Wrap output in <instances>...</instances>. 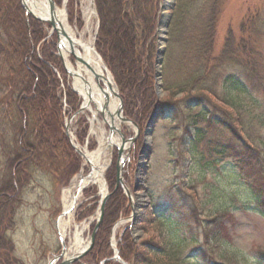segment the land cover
<instances>
[{"label": "rangeland", "instance_id": "rangeland-1", "mask_svg": "<svg viewBox=\"0 0 264 264\" xmlns=\"http://www.w3.org/2000/svg\"><path fill=\"white\" fill-rule=\"evenodd\" d=\"M13 2L19 6L27 25L30 24L28 21L32 18L25 15L20 0ZM53 2L55 12H64L66 24L74 32L76 39L90 42L94 52L98 54L95 41L99 19L95 1ZM149 2L148 12L155 7L154 13L157 15L150 64L152 91L159 105L150 108L142 118H128L114 78L101 60L113 80L115 92L122 101L123 118L134 122L140 132L134 144L130 146L125 143L123 152V179L129 190V200L121 188L115 189V165L117 148L122 138L125 141L131 140L135 136V129L115 119V127L122 138L116 133L113 134L111 138L114 144L104 150L107 168L103 181L106 191L111 194L104 210L107 219L100 234L97 231L99 236L96 243L94 241V253L89 256L90 251L76 264H106L105 260L120 264L112 260L114 251L125 264H151L148 245L151 241L161 243V234H167L182 247V254L187 258L186 264H264L259 256L264 252V200L257 196L260 191L264 193V171L262 174L252 175L246 170H240L229 154L222 153V148L228 149L234 143L229 134L231 129L237 131L239 140L254 151L257 160L264 167V0H219L220 14L214 31L210 59L219 57L226 48L235 62L219 68L212 91L198 92L192 89L189 93L178 94L167 93L162 88L163 80L172 82L181 76L177 72V60L164 64L168 30L178 0ZM14 8L9 6V2L5 6L7 11L10 9L8 14H13L14 11L17 15ZM202 17L199 16L200 19ZM249 19L256 21V25L254 28L248 25L246 30ZM38 23L42 32L37 41L28 26L31 60L46 59L45 49L48 46L49 50L51 48L50 60H55L56 67L49 64L48 67L58 78L56 97L61 110L62 133L66 137L67 132L81 150L94 152L99 146L101 134L107 138V126L101 123L99 115L97 120L100 123L91 125L88 111L71 119L81 107L82 101L72 91V78L65 72L57 51L56 33L51 31L49 25ZM226 38H229L227 44ZM0 39L3 42L0 43V133L8 144L13 133L12 124L16 122L14 100L16 92L19 91L16 86V79L20 76L16 73L20 50L17 44L20 40L24 42L25 36L22 29L6 23L0 27ZM162 46L164 54L160 71L161 94L157 96L155 59ZM177 51L178 49L173 50V54ZM66 62L77 71V63L72 56ZM186 63L192 66L190 61L186 60ZM11 76L15 77V82L12 78L8 80ZM228 78L230 79L227 83ZM226 84L230 90L232 86H236L235 90L225 92ZM162 104L164 105L155 121L150 141H146L143 133L148 120L155 108ZM202 110L209 117L212 116V121L217 120L219 127L215 130L209 129L199 121L197 125L200 131H204V136L192 143L190 136L195 130L190 127L187 117L194 118ZM65 123L67 131L64 128ZM144 145V152H149L146 167L144 154H141ZM2 152L3 146L0 142V182L5 164ZM72 153L78 159L79 168L66 182L61 171L55 173L57 166L54 162V165H48L38 160L30 169L14 214L13 227L5 232V236L13 244V255L21 264H61L73 256L71 251L67 252L73 243L74 230L71 229L63 238L65 255L54 261L62 251L57 220L62 213L63 191L78 180L80 175L85 176L91 171L89 166H83L82 158L73 150ZM101 197L95 186H87L82 191L79 205L73 214L75 224L87 227L82 234L86 244L98 218ZM217 216L220 217L225 233L218 243H205L206 236L200 225ZM160 217L164 232L159 227ZM110 218L111 224L107 223ZM198 250L206 254L204 261L199 258ZM122 256H126L127 260L124 261ZM159 264H163V261Z\"/></svg>", "mask_w": 264, "mask_h": 264}, {"label": "trees", "instance_id": "trees-1", "mask_svg": "<svg viewBox=\"0 0 264 264\" xmlns=\"http://www.w3.org/2000/svg\"><path fill=\"white\" fill-rule=\"evenodd\" d=\"M94 1L99 19L95 49L114 78L124 102L126 116L133 120L137 116L142 118L150 108L159 105L152 91L150 64L157 22L155 7L153 10L150 8L148 12L149 0ZM8 2L9 6L15 7L17 15L12 11L15 17H12L13 14H8L10 9L8 11L5 9ZM149 4L151 5V1ZM219 9V0H201V2L199 0H178L168 30L164 64L170 60H177L176 68L178 75L181 76L172 82L163 80L162 88L165 92L189 93L192 89L198 92H210L214 87L219 68L228 63L234 64L235 61L230 58L226 48L219 57L210 59L213 51L214 31L220 14ZM199 16L203 17L200 19ZM28 22L30 24L27 25L22 11L13 0H0V27L6 23H12L20 30L22 29L25 36L24 42L20 40L17 44V48L20 49L18 50V64L16 63V73L20 74L16 79L19 91L16 92L14 100L16 122L12 124L13 133L8 144L5 142L6 138L0 133L5 161L4 175L0 182V264H21L14 257L13 244L5 236V232L13 227L14 214L21 200L20 194L33 165L38 160L48 165L55 163L57 166L55 173L61 171L65 182L79 168L78 159L72 153L61 129V110L56 97L58 78L48 67V64L56 67L55 60H50L51 48L49 50L48 46L45 49L46 59L31 60V44L27 36L28 26L36 41L41 35L42 28L33 19ZM248 22L246 30H248V25L255 27L256 21L252 22L249 19ZM226 39L227 44L229 38ZM0 43H3L1 39ZM13 44L14 42L11 46ZM175 49L178 51L173 54ZM186 60L190 61L192 66L186 63ZM10 78L15 82V77L11 76L8 80ZM235 88L236 86L231 87L232 92ZM231 90L226 84L225 92ZM163 105L158 106L159 111L162 110ZM211 119L212 116L209 117L204 110L194 118L193 116L187 117L190 127L195 130L190 136L192 143L204 136V131L198 128L199 121L207 125L209 129L215 130L219 127L217 120L212 121ZM229 134L234 143L228 149L222 148V153L229 154L240 170H246L252 175L262 174L264 167L261 161L257 160L254 151L244 146L237 136V131L230 129ZM257 196L258 199L264 200L262 191ZM105 219L107 218L103 216L98 230L99 234ZM111 219H108L107 223L111 224ZM159 220H161L160 230L164 232L162 218L160 217ZM200 227L206 236L205 243H218L225 233V228L218 216L203 222ZM98 233L95 243L99 236ZM164 235L161 234V243L151 241L148 245L151 264H159L161 261L163 264H186L187 258L182 254V247L172 241L167 234ZM94 249L95 245L89 256L94 253ZM127 249H129L128 246ZM198 254L203 261L207 258L201 250H198ZM259 256L264 260V252H261ZM122 259L127 260L126 256H122ZM106 264L112 263L106 262Z\"/></svg>", "mask_w": 264, "mask_h": 264}, {"label": "bare ground", "instance_id": "bare-ground-1", "mask_svg": "<svg viewBox=\"0 0 264 264\" xmlns=\"http://www.w3.org/2000/svg\"><path fill=\"white\" fill-rule=\"evenodd\" d=\"M24 2L33 15L41 19H49V7L46 1L24 0ZM53 19L57 26L60 27L61 31L64 32L73 42L74 54L87 63V66L91 69L90 71L85 65L77 64V71H75L67 62L65 63L69 72L73 71V73L84 79V81H82L81 77H75L72 85L74 91L84 100V104H86L88 99L87 93L88 90H90L91 95H93L92 99L94 102H97L95 103L98 104V107L100 108L104 99L99 87L103 88L102 90L107 92L108 97L110 98L109 112L110 114H113L117 106V101L113 98L109 89L110 87L115 91L113 82L94 52L91 43L76 39L74 32L66 24L65 14L62 10L56 11ZM60 55L64 61L70 56L69 44L64 38H61ZM90 123L92 125L93 122L91 121ZM98 143L99 146L94 152L89 153L87 150H82L83 166H89L91 169L90 173L85 176L80 175L78 180L74 181L69 188L63 191L62 195V214L57 221V228L62 239L65 238L68 231L71 229L74 230L72 236L73 243L67 249V252L71 251L73 255L81 252L86 246V243L82 239V234L87 227L86 225L75 224L73 220V214L79 205V199L83 189L87 186H95L101 195L106 193V186L103 181V176L107 168V163L104 160V150L105 147H107L105 135L101 134ZM108 144H114L113 140H109Z\"/></svg>", "mask_w": 264, "mask_h": 264}, {"label": "water", "instance_id": "water-1", "mask_svg": "<svg viewBox=\"0 0 264 264\" xmlns=\"http://www.w3.org/2000/svg\"><path fill=\"white\" fill-rule=\"evenodd\" d=\"M45 1L47 2L48 7H49V19H47V20L38 18L35 15H33V13H31V11L26 7L24 0H20V4H21V7H22V10L24 11V13H25V15L27 17H31L32 19H34V20H36V21H38L40 23H44V24L49 25L50 28H51V31L56 33L57 42H58L57 43V51L59 53V57L61 58V61H62V64H63L65 72L67 73V75L69 77H71L73 79L75 77L80 78L81 76H79V75H77V74H75L73 72H69L68 69L65 66V61L62 59V57L60 55L61 38H64L68 42L69 48H70V56H72L75 59V62L77 64L85 65L88 68V70H90V71H91V69L87 66V63H85L82 59H80L78 56H76L74 54V49H73V45H72L73 42L67 37V35L64 32L61 31L60 27L57 26L56 22L54 21L53 16L55 15V4H54L53 0H45ZM162 26L165 27L166 24H162ZM158 27H159V25L157 26V29H158ZM163 54H164V47L162 46L161 48L158 49L157 54H156V59H155V88H156L157 96H160V94H161L160 71H161V63H162V59H163ZM96 55L98 56V54H96ZM98 58H99L100 62L102 63V61H101L102 59L100 58V56H98ZM102 65L104 67L103 63H102ZM105 70H106V68H105ZM109 76H110V74H109ZM81 79H82V81H84V79L82 77H81ZM112 82H113V80H112ZM113 86H114V84H113ZM99 88L101 89L102 96H103V99H104V102L100 105L101 106L100 109L98 108V104H96L97 102L95 101L96 102L95 103L94 100L92 99L93 95H91L90 90H88V93H87L88 99L86 101V104H84V100L82 99L83 102H82L81 107L79 108L77 113H75L71 117V119H73L75 116H77L79 114H82L84 112V110L87 109L89 104H92L94 109H95V111L97 112V114L101 116L103 124H105L107 126L108 136L106 138V144H107L108 148H110L111 145H113V144H108L109 140L112 139L111 136L113 134L116 133L117 135H119L122 138V135H121L120 131L118 130V128L115 127V119H117V121L120 122L121 124L131 125L135 129V136L131 140L125 141L122 138L121 144L117 148V163L115 165V189L120 187L121 190L125 193L126 197L130 200L129 190L126 187V185L124 183V179H123V168H124V165H125V155H124L123 152L125 150V143H129L130 146L135 143L137 137L139 136V129H138L137 125L134 122H132V121L126 119V118H123V116H122V113H123L122 101H121L119 95L117 94V92L113 91V89L109 87L111 95L113 96V98H115L117 100L116 109H115L113 114H110V112L108 110L109 99L110 98L108 97L107 92L102 90L103 88H101V87H99ZM92 116H93V118L95 117L94 114H92ZM158 117H159V109L155 108V110L153 111V114L150 116V118L148 120V123L146 125V129H145V131L143 133V137L145 138L146 141H150V137L152 135V132H153V129H154V126H155V121H156V119ZM65 128H66V131H67V124H66ZM66 135H67V132H66ZM69 143H70L71 147L73 148V150L78 155L83 157V154L81 153V151L75 145H73L70 140H69ZM145 150H146V145H144V147H143V149L141 151V154H144V159H145L144 166L146 167L147 166V156H148L149 152L145 153L144 152ZM142 176L144 177L145 175L142 174ZM101 196L102 197H101V201H100V204H99L98 218H97L96 224L94 225V228H93V230L91 232V235H90V238H89V241H88L87 245L85 246V248L81 252L71 256L70 258L66 259L65 261H62L61 264H74L75 262H78L80 259L85 257L92 250L93 245H94V241H95L96 233H97V231H98V229H99V227H100V225L102 223L106 202L110 198L111 194L106 192L104 195H101ZM59 238H60V242L62 244V251H61V254L54 259V261H57V260L63 258V256L65 255V252H66V249H65V246H64V241L61 238V236H59ZM112 260L118 261L120 264H125L118 257V254H117L116 251H114V255L112 257ZM49 264H51V263H49Z\"/></svg>", "mask_w": 264, "mask_h": 264}]
</instances>
